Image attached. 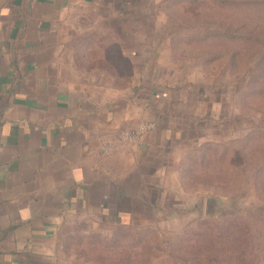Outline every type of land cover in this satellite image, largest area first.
<instances>
[{
    "label": "rangeland",
    "instance_id": "1",
    "mask_svg": "<svg viewBox=\"0 0 264 264\" xmlns=\"http://www.w3.org/2000/svg\"><path fill=\"white\" fill-rule=\"evenodd\" d=\"M84 15L67 46L80 52L73 76L131 94L152 77L157 108L200 118L175 123L203 137L167 176L177 173L181 192L168 183L137 226L96 233L73 254L90 264H264V132L254 127L264 120V0H104ZM206 142L216 150L185 161L183 177L184 155ZM230 216L221 238L206 224Z\"/></svg>",
    "mask_w": 264,
    "mask_h": 264
},
{
    "label": "crops",
    "instance_id": "2",
    "mask_svg": "<svg viewBox=\"0 0 264 264\" xmlns=\"http://www.w3.org/2000/svg\"><path fill=\"white\" fill-rule=\"evenodd\" d=\"M102 1L0 0V264H90L71 249L137 226L168 183L181 192L167 176L189 141L183 120L164 116L178 113L157 108L153 78L131 94L72 74L80 52L69 40ZM141 121L155 131L119 144Z\"/></svg>",
    "mask_w": 264,
    "mask_h": 264
},
{
    "label": "trees",
    "instance_id": "3",
    "mask_svg": "<svg viewBox=\"0 0 264 264\" xmlns=\"http://www.w3.org/2000/svg\"><path fill=\"white\" fill-rule=\"evenodd\" d=\"M218 34H223V35H227L228 33H222V32H218ZM264 46V43L261 44V46ZM170 91V90H169ZM165 92V93H164ZM163 92V96L166 97L165 94H170L169 92H167L166 90ZM165 117H167V119L169 117L171 118H178L180 120H183L185 122H190V123H193V124H196L195 122H200V118H195L193 115H190L189 113H179L178 115L176 116H170V115H164ZM236 118V116H235ZM254 127L255 129H259L261 131L259 132H264V120L263 121H260V123H254ZM183 137H185L186 141H192V142H195L197 141L198 139H201L203 136L200 135L197 133L196 129H191V130H188V131H183L182 133ZM217 144L216 143H213V142H206V143H202L201 145H199L194 152H188L184 155L183 157V168L181 169V174L183 175V177L185 175H187L190 171H191V168L190 167H186L185 164V161H191L193 160L194 162V159H197L199 161V164H201L203 161V156L205 153H207L208 149L209 150H213L215 148ZM207 151V152H206ZM259 158H260V162L258 164V167L259 166H263L264 164V149L262 150H259ZM192 153V154H191ZM248 178H250V175H248ZM235 220L236 217H233V216H230L229 218L227 219H221L219 221H207L206 224H208L210 226L211 229H214V232L218 235L219 238L223 237L225 235V231L228 227L226 228H223V224L224 223H227V222H231V224H235Z\"/></svg>",
    "mask_w": 264,
    "mask_h": 264
},
{
    "label": "built area",
    "instance_id": "4",
    "mask_svg": "<svg viewBox=\"0 0 264 264\" xmlns=\"http://www.w3.org/2000/svg\"><path fill=\"white\" fill-rule=\"evenodd\" d=\"M156 126L152 122L141 121L134 128L122 133L118 138V143L122 145H133L141 141L146 134L155 131ZM112 145L109 142H103L100 147V153L103 157L109 155Z\"/></svg>",
    "mask_w": 264,
    "mask_h": 264
}]
</instances>
